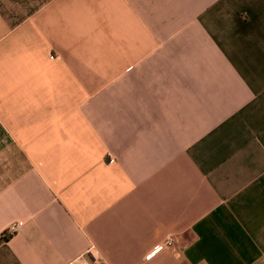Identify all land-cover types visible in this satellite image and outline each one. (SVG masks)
I'll use <instances>...</instances> for the list:
<instances>
[{"label":"crops","instance_id":"obj_1","mask_svg":"<svg viewBox=\"0 0 264 264\" xmlns=\"http://www.w3.org/2000/svg\"><path fill=\"white\" fill-rule=\"evenodd\" d=\"M77 258L264 264V0H0V264Z\"/></svg>","mask_w":264,"mask_h":264},{"label":"built area","instance_id":"obj_2","mask_svg":"<svg viewBox=\"0 0 264 264\" xmlns=\"http://www.w3.org/2000/svg\"><path fill=\"white\" fill-rule=\"evenodd\" d=\"M20 225L19 222H14L12 224H10V226H8V228L6 229V234L7 235H11L14 232L17 231L18 226ZM173 242V238L170 235H166L165 238L163 239V241L160 243V245L152 248L149 252H147L144 255V259L148 260L149 258H151L156 252L168 248L169 246L172 245ZM66 264H86L83 260L80 259H75L74 261H70Z\"/></svg>","mask_w":264,"mask_h":264}]
</instances>
